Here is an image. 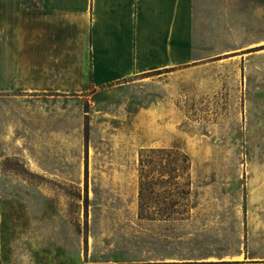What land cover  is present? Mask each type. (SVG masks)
<instances>
[{
	"label": "rangeland",
	"instance_id": "374dc122",
	"mask_svg": "<svg viewBox=\"0 0 264 264\" xmlns=\"http://www.w3.org/2000/svg\"><path fill=\"white\" fill-rule=\"evenodd\" d=\"M222 6L229 9L196 12L208 43L196 65L137 75L84 98L82 160L65 170L0 160L8 201L0 264L7 247L14 256L35 241L61 264L264 261V0ZM213 13L220 22L208 26ZM160 148L191 162L185 206L170 218L155 205L169 202L173 186H147L145 177L167 174L144 167L140 179L141 154ZM140 180L144 199L156 203L143 218ZM42 204L36 224L32 211L40 214Z\"/></svg>",
	"mask_w": 264,
	"mask_h": 264
},
{
	"label": "crops",
	"instance_id": "0c3cea01",
	"mask_svg": "<svg viewBox=\"0 0 264 264\" xmlns=\"http://www.w3.org/2000/svg\"><path fill=\"white\" fill-rule=\"evenodd\" d=\"M236 1L0 0V160L69 169L87 155L84 98L137 75L196 65L208 44L196 12ZM218 18L213 13L208 26ZM5 182L0 175V187ZM1 190L0 227L8 211ZM40 208L32 211L36 224ZM18 250L12 256L7 247L1 264H61L42 242Z\"/></svg>",
	"mask_w": 264,
	"mask_h": 264
},
{
	"label": "trees",
	"instance_id": "16d2710c",
	"mask_svg": "<svg viewBox=\"0 0 264 264\" xmlns=\"http://www.w3.org/2000/svg\"><path fill=\"white\" fill-rule=\"evenodd\" d=\"M139 167L140 179L142 178L141 172L144 167H149V170L157 167L158 171L163 170L167 174L166 177H164V173L159 171L157 176H149L148 174L145 175V177L148 178V182L146 183L147 186L164 182L173 186V189L171 192H168V203L162 204V202H160V204H156L155 202H150L144 199L142 193L144 189L143 183H141L140 180L138 192V217L143 218L142 211H150V209L154 207L155 204L158 210L168 212V214L165 215V218H170L171 215L178 213L179 209H182V207L185 206L183 202V187L189 185L188 177L184 176V174L191 167V162L188 155L174 148H160L156 150L152 149L148 153L141 154ZM148 213L151 214V212ZM146 217L149 218L147 215Z\"/></svg>",
	"mask_w": 264,
	"mask_h": 264
}]
</instances>
